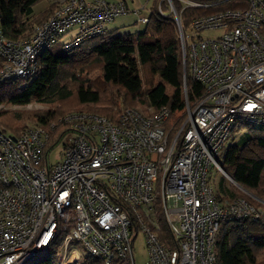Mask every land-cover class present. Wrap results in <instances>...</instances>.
<instances>
[{"label": "built area", "instance_id": "obj_1", "mask_svg": "<svg viewBox=\"0 0 264 264\" xmlns=\"http://www.w3.org/2000/svg\"><path fill=\"white\" fill-rule=\"evenodd\" d=\"M178 1L180 11L173 0L169 13L159 11L177 24L185 88L188 76L204 86L195 105L186 100L180 124H167V107L129 108L117 122L71 112L59 120L69 130L56 144L63 157L55 163L56 145L49 149L55 124L27 125L19 136L0 128V264H26L58 230V264L79 263L84 253L105 264H135L140 233L147 264H216L223 223L247 219L264 225V208L241 196L219 199L209 178L216 166L242 187L222 167L221 150L236 131L264 130V0H247L244 8L205 15L187 27L181 11L209 5ZM50 4L49 18L27 39L10 40L0 27V83L34 76L46 49L60 41L69 51L104 35L108 24L130 12L124 0ZM158 207L171 234L168 244L159 237Z\"/></svg>", "mask_w": 264, "mask_h": 264}, {"label": "trees", "instance_id": "obj_2", "mask_svg": "<svg viewBox=\"0 0 264 264\" xmlns=\"http://www.w3.org/2000/svg\"><path fill=\"white\" fill-rule=\"evenodd\" d=\"M40 1L0 0V27L6 38L27 39L35 26L49 18L51 0H47L48 6L43 12H34V6ZM159 1L152 0L147 14L149 20L143 29L129 33L107 29L104 35L88 39L69 51L64 50L59 41L40 56L37 74L1 82L0 105L7 102L25 106L41 102L53 108L31 111L0 107V128L19 136L27 127L28 120L35 115H39V123L45 125L54 120L55 128L50 130L51 149L69 130L64 122L58 120L71 112L96 113L117 122L123 111L137 109V105L143 104L154 111L167 107L170 110L167 124H180L185 118L186 100L191 106L195 105L204 93V86L188 76L185 88L179 30L172 16L161 14ZM192 1L209 6L185 7L181 17L186 27L196 18L244 8L248 4L247 0ZM173 3L180 11L181 3L178 0H173ZM3 63L0 56V67ZM221 157L222 167L236 183L258 199H264L263 129L247 127ZM217 195L219 199L241 196L258 205L252 196L240 194L223 183L217 187ZM158 218L160 240L168 244L171 234L159 207ZM61 243L62 233L58 230L52 241L38 250L26 264H58L62 255ZM263 249L262 223L247 219L228 221L222 224L216 237V264H259L258 255ZM76 264L105 263L99 257L84 253ZM114 264L132 263L115 260Z\"/></svg>", "mask_w": 264, "mask_h": 264}, {"label": "rangeland", "instance_id": "obj_3", "mask_svg": "<svg viewBox=\"0 0 264 264\" xmlns=\"http://www.w3.org/2000/svg\"><path fill=\"white\" fill-rule=\"evenodd\" d=\"M139 4L141 5H146L147 8H140L141 10L139 11V14H130L127 13L125 15L117 17L113 22H111L108 25V30L110 32L117 30L120 33H129V32H134L136 30H141L144 28V23L140 22L138 20V17L147 15L149 13V7L152 3V0H138ZM169 0H160L159 4L162 5V9L167 11L168 13L170 12V4ZM48 6L47 0H42L39 3H37L34 6V12L35 13H40L43 12L46 7ZM136 20L138 21L137 24H135ZM177 25V24H176ZM212 33H205L204 37H210L212 36ZM2 109L6 110H14V109H23V110H31V111H47L48 109H52L53 106L44 104L41 102H32L29 103L25 106H14L11 105L7 102H4L3 104L0 105ZM141 111L144 112H149V107L139 104L137 107H135ZM41 117L39 115H35L31 120H28L27 125L39 123V120ZM60 119V118H59ZM59 121V120H58ZM51 124H55V121L52 120ZM56 125V124H55ZM241 132H234L233 135L225 142L222 150H221V156L223 155L224 151L228 149L229 147L233 146L235 142L238 140L240 137ZM63 157V150L61 148V145H56L55 150L52 151L51 154V161L52 162H57L62 160ZM222 161V157L220 159V163ZM209 178H211V182L215 187L220 186V184H224L225 186H229L230 189L234 191H239V193L243 194L246 193L247 195L251 194L249 191L244 189L243 187H237L233 182H231L225 175L224 173L216 166L212 167L210 172H209ZM238 193V192H237ZM253 198H255V201L258 203V206L264 208V199H258L255 197L253 194H251ZM229 199L227 197L223 198L222 200ZM261 200V201H260ZM82 250V249H80ZM134 255H135V264H147L148 256H147V248L145 245V239L144 235L140 233L138 237L136 238V241L134 243ZM258 263L259 264H264V249L260 252L258 255Z\"/></svg>", "mask_w": 264, "mask_h": 264}, {"label": "crops", "instance_id": "obj_4", "mask_svg": "<svg viewBox=\"0 0 264 264\" xmlns=\"http://www.w3.org/2000/svg\"><path fill=\"white\" fill-rule=\"evenodd\" d=\"M111 1H117V0H111ZM129 6V9H130V14H135V11L136 10H141L140 8L143 9V5L139 4V1L138 0H125ZM147 5V4H146ZM138 11V13H139Z\"/></svg>", "mask_w": 264, "mask_h": 264}, {"label": "bare ground", "instance_id": "obj_5", "mask_svg": "<svg viewBox=\"0 0 264 264\" xmlns=\"http://www.w3.org/2000/svg\"><path fill=\"white\" fill-rule=\"evenodd\" d=\"M109 25V24H108ZM107 29H108V26H107Z\"/></svg>", "mask_w": 264, "mask_h": 264}]
</instances>
